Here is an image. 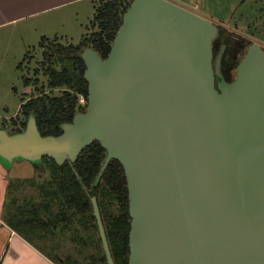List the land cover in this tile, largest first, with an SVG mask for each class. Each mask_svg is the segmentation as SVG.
Returning <instances> with one entry per match:
<instances>
[{"label":"water","instance_id":"95a60500","mask_svg":"<svg viewBox=\"0 0 264 264\" xmlns=\"http://www.w3.org/2000/svg\"><path fill=\"white\" fill-rule=\"evenodd\" d=\"M218 27L168 0H134L110 54H82L85 113L59 137L34 119L0 128V165L75 163L98 142L123 167L129 264H264V48L251 44L227 83ZM107 264H114L91 199Z\"/></svg>","mask_w":264,"mask_h":264},{"label":"trees","instance_id":"16d2710c","mask_svg":"<svg viewBox=\"0 0 264 264\" xmlns=\"http://www.w3.org/2000/svg\"><path fill=\"white\" fill-rule=\"evenodd\" d=\"M133 2H103L95 10L91 32H87L86 27L78 45L62 44L58 39H42V61L38 63L32 77L23 78L24 85L33 88L35 92L22 102L20 123L12 120L15 127L10 133L4 127L0 128L10 135L20 134L25 131L28 122L34 119L42 137H59L64 126L71 124L76 115L85 113L88 84L84 78L86 68L82 54L93 50L102 60L107 59L123 16ZM246 3L247 0H242L240 6ZM258 3L262 6L257 10L255 5ZM239 19L246 23L247 32L253 38L264 42L263 2H253L239 15ZM222 44L227 50L221 62V75L227 83H232L236 77V68L252 43L218 27V36L213 42L214 59ZM81 100L84 105L80 103ZM106 156V151L98 142H94L81 153L75 163L59 165L49 158H43L40 163L33 164L35 172L47 168L50 178L39 187L40 203L27 202L23 207L16 208V214L12 215L14 231L35 245L26 234L44 240L59 226L67 228L73 235V241L76 240L83 249L89 251L83 264H107L91 202L95 198L114 264H129L131 218L127 183L121 164L112 160L101 182L95 185ZM42 213L49 218L42 219ZM45 254L56 264H80L72 257L61 262L57 257Z\"/></svg>","mask_w":264,"mask_h":264},{"label":"rangeland","instance_id":"374dc122","mask_svg":"<svg viewBox=\"0 0 264 264\" xmlns=\"http://www.w3.org/2000/svg\"><path fill=\"white\" fill-rule=\"evenodd\" d=\"M105 1L95 0L93 3H83L47 18L52 23V28L48 31L44 30L46 25L40 21L31 25L38 29L37 31L32 30V27H27L26 30L19 31L17 29L4 33L2 41L6 43V46H0V127H4L10 133L15 127H13L12 120H18L17 122L20 123L22 119L21 105L23 100L26 101L35 92L33 88L24 85L23 78L24 76L32 77L34 70L39 66L38 63L42 61V49L40 47L42 39L50 41L58 39L62 44L78 45L82 35L86 32V27H88L87 32H91L92 5H94V15L95 10ZM178 1L185 6L176 5L192 13L193 8L197 6V9L194 10L198 13L197 15L211 21L219 28L264 48V42L253 38L247 32L246 23L239 19V15L248 9L253 2H263L264 4V0H247L243 6H240L242 0ZM255 6V9L258 10L262 4L258 3ZM41 80L45 82L43 77ZM1 168L0 186L3 187L7 183L8 188L3 206L0 202L2 207L0 217L14 230L12 215L16 214V208L23 207L27 202L32 204L41 202L39 187L49 180L50 172L47 168L35 172L33 164L28 161H16L14 167L12 166L9 170L2 166ZM0 190L3 188L0 187ZM0 196L4 197V191H0ZM40 216L44 220L49 218L43 213ZM71 231H74L73 228ZM26 237L45 253L57 257L61 262L72 257L83 264L85 255L89 253L88 249H83L76 240L73 241V235L69 229H63L61 226L44 240L37 239L33 234H26Z\"/></svg>","mask_w":264,"mask_h":264},{"label":"crops","instance_id":"0c3cea01","mask_svg":"<svg viewBox=\"0 0 264 264\" xmlns=\"http://www.w3.org/2000/svg\"><path fill=\"white\" fill-rule=\"evenodd\" d=\"M95 0H0V46L5 47L2 41L5 32L12 30H26L27 27L43 21L46 31L52 28L49 17L65 12L67 9L74 8L83 3H93ZM174 4L185 6L178 0H168ZM94 9V5H92ZM187 8V7H185ZM90 15L93 16L94 10ZM189 9V8H188ZM197 9V6L193 8ZM191 10V9H190ZM193 10V13H196ZM192 11V10H191ZM89 19V21H90ZM32 30L37 31L32 27ZM83 36V35H82ZM48 38V36H45ZM14 167V163H13ZM0 169L1 166H0ZM4 197L0 196L3 202L7 193L8 185L0 186ZM3 199V200H2ZM2 200V201H1ZM0 206V214L1 207ZM0 264H56L51 257L47 256L35 245L28 243L21 235L12 230L0 217Z\"/></svg>","mask_w":264,"mask_h":264},{"label":"flooded vegetation","instance_id":"af4514ba","mask_svg":"<svg viewBox=\"0 0 264 264\" xmlns=\"http://www.w3.org/2000/svg\"><path fill=\"white\" fill-rule=\"evenodd\" d=\"M222 47H223V44L221 45V47H220V49H219V51H218V54H217V56L215 57L216 59L218 58V55H219L220 50H221ZM226 50H227V48L225 49L224 54L226 53ZM224 54L222 55V58H223ZM216 59H214V61H215ZM221 62H222V59H221ZM220 67H221V64H220Z\"/></svg>","mask_w":264,"mask_h":264},{"label":"built area","instance_id":"2783aa9c","mask_svg":"<svg viewBox=\"0 0 264 264\" xmlns=\"http://www.w3.org/2000/svg\"><path fill=\"white\" fill-rule=\"evenodd\" d=\"M80 103L84 105V101L83 100H81Z\"/></svg>","mask_w":264,"mask_h":264}]
</instances>
